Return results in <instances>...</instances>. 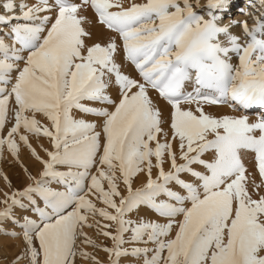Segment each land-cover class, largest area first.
<instances>
[{
	"label": "snow or ice",
	"instance_id": "obj_1",
	"mask_svg": "<svg viewBox=\"0 0 264 264\" xmlns=\"http://www.w3.org/2000/svg\"><path fill=\"white\" fill-rule=\"evenodd\" d=\"M230 3L208 0L197 11L199 0L127 6L124 0H0V133L14 113L6 137L0 135V158L5 145L19 158L21 128L47 137L52 148L44 159L19 135L42 170L39 178L29 174L32 183L22 191L5 193L0 225L10 222L19 231L0 228V234L23 244L12 264H77V258L99 264L78 244L100 247L84 231L94 227L113 242L102 248L109 264L122 257L141 264H264V195L249 192V185L257 194L264 187V114L251 122L247 114L264 110V0L246 13L252 27L221 23L217 13ZM88 7L112 34L103 44L87 43L91 21L81 12ZM121 52L140 79L122 70ZM113 88L118 99L109 94ZM150 89L170 106L168 120ZM204 105L245 114L216 117ZM74 110L100 123L75 118ZM206 153L210 160L202 158ZM248 153L261 184L244 163ZM141 174L146 182L134 189ZM141 211L165 222L128 218ZM90 217L108 223H89Z\"/></svg>",
	"mask_w": 264,
	"mask_h": 264
},
{
	"label": "rangeland",
	"instance_id": "obj_2",
	"mask_svg": "<svg viewBox=\"0 0 264 264\" xmlns=\"http://www.w3.org/2000/svg\"><path fill=\"white\" fill-rule=\"evenodd\" d=\"M243 1L244 0H239L240 4L238 3L237 5L233 6L235 8L233 9L232 13H229V16L233 15L235 13L234 10H236L238 8V6L244 5ZM28 2L31 4V3H34L35 0H28ZM75 2L79 3L80 0H75ZM200 8H201V6H200ZM202 9H204V8H202ZM196 10L201 11L200 9H196ZM227 15L228 14L223 15V19H222L223 22H226ZM233 19H234V17H233ZM85 103L88 104V106L92 105V104H89L88 102H85ZM92 106L98 107L99 105L94 104ZM206 106H209V105H204L203 107L205 108ZM221 106L226 107L227 105H221ZM10 107H15L14 103H12L10 105ZM183 107H185V108L191 107L193 110L195 109V105H192V106L186 105ZM250 110H253V109H250ZM170 111H171V109L168 112L166 120L169 119ZM234 112H235V114H239L238 111H234ZM255 112L256 111H251L249 114L253 115ZM27 115L31 118L32 114L28 113ZM43 117L44 116L42 114H36V116H35V118L40 122V124L42 126L46 125L45 127H50V122L46 121L47 120L46 117H44V118ZM48 122H49V124H48ZM13 123H14V113L10 112L9 113V122L6 125V128L3 131V133H0V135H3L6 137L7 131L12 126ZM19 135L27 136L28 140H29V144L31 145V149H34L38 155H40L44 159H47L45 150H49V151L52 150L50 140L47 137H44L43 135L36 136L34 134L26 132L23 128H21ZM19 135H17L15 137L16 143L19 145V149H20L19 158L17 159V157L13 156L10 153V151L7 149L6 145L4 146L2 158H0V210H3L5 207V205L3 204V200L5 199V193L11 195L12 192L22 191L24 189V187H26L29 183H32V181H30L28 179L29 174L39 178V173L42 170V165L32 155L30 148L28 146L24 145L22 141H20ZM202 158L205 160H210L211 154L206 153ZM244 163H245L246 167L248 168L249 172L252 173L253 178H254V176H256V177L259 176L257 173H255V172H257L258 168L254 162L253 154H251V153L246 154L245 159H244ZM25 169L27 171H25ZM193 169L197 170V171H203V169L199 165H193ZM254 174H257V175H254ZM4 177H7V180H5ZM181 178L186 180V181L191 180L190 182H192L194 180V178L190 179L191 176H189L188 174H181ZM9 181L11 182V187L8 186ZM255 183H256V181H255ZM135 185H136V187H135ZM135 185L133 184L134 189H136L138 187L137 184H135ZM53 186L55 187V185H53ZM174 186H175V188L177 187L176 189L179 188L175 184H174ZM105 187H107L106 183H105ZM138 188H140V187H138ZM120 191H121L122 195L127 194L126 189L122 184L120 185ZM179 191L181 192V194H183L182 189L179 188ZM179 191H177V192H179ZM249 192L253 194V198H258V195H264V193H262L260 191V189L258 190V194L256 192H253V187L251 185H249ZM89 198L93 199V201L96 202L94 200V197L90 196ZM161 199H163V197ZM117 201H118V198H117ZM96 203H97L98 207H104L102 204H100L98 202H96ZM14 211H15L17 216L22 215L21 210L14 209ZM109 211H111V210H109ZM155 217H156V215H155ZM33 218H35V217H33ZM128 218L136 220L137 218L139 219L140 217H137L136 213H134V215L132 213L129 215ZM96 220H99L101 224L108 223L107 221H103L102 218H99V217H96L95 220L90 217L89 223L95 224ZM159 220H162L164 222V220L162 218H159ZM0 228L7 229V230L19 231L18 228L13 229L10 222H7L3 225H0ZM84 231L87 233L88 237H90L92 240H94L97 243V245H99L100 247L92 248L88 245L83 244L81 241H78V244H80V246L83 248V251L88 252L91 254V256L95 257V260L98 261L99 264H109L108 254L105 253L102 250V248L105 246L111 247L113 242L110 239L104 237L96 227H94L92 229L85 228ZM112 231L114 234L115 227H113ZM126 238H127V235H126ZM133 246L141 247L142 245H125V247H133ZM148 247H153V246L148 245ZM22 248H23V244L20 240L12 239V238L7 237L3 234H0V264H12V261L14 260L15 256L19 252H21ZM77 264H94V262L92 259L77 258ZM121 264H141V261H138L135 257H122L121 258Z\"/></svg>",
	"mask_w": 264,
	"mask_h": 264
},
{
	"label": "bare ground",
	"instance_id": "obj_3",
	"mask_svg": "<svg viewBox=\"0 0 264 264\" xmlns=\"http://www.w3.org/2000/svg\"><path fill=\"white\" fill-rule=\"evenodd\" d=\"M132 2L142 3V2H144V0H124V3H125L126 6L128 4H130V3H132ZM193 2L195 3V0H193ZM207 2H208V0H199L200 6H201L200 10H202V8H205V6L207 5ZM238 3H239V0H231L229 10L226 13H217L218 15H221L222 17H223V15L228 14L226 22L221 21V23L222 24H229L232 21H237V22L247 21L248 24H249V27H252L253 26V20L248 15H246V13L255 11L256 9H254L253 7H250V5L256 4L258 6L259 5V0H244L243 1L244 5L243 6L242 5L238 6V8L236 10H234L235 13L233 15L229 16V13H232L233 9L235 8L233 6L237 5ZM259 11L264 12V8H260ZM81 14L86 16L88 18V20L91 21V23H86L85 24V28L91 33V39L87 40V43L88 44H93L95 42H100L102 44L105 43L108 40V37L111 36L112 34L109 33L102 26H100L99 24L96 23V17L94 15L93 10L90 9V7H88L86 9H82ZM233 17H234V19H233ZM231 31L233 32V34L241 35L242 29L239 26H233L231 28ZM118 43H119V40H118ZM117 59L122 64V70L126 74H129L133 78L140 79L138 73L134 69V66H132L130 63H127L126 61L123 60V53L122 52L118 55ZM188 90H191V88L189 87ZM149 92H150V95L154 98V100L158 101L159 106L163 110L164 118L166 120V117H167L168 112L170 110V106H168L166 104V102L160 100L159 97H158V93H156L154 90L150 89ZM109 94L112 95L113 98H117L118 99V93H117L116 89H114V88L110 89ZM92 105H94V104H92ZM92 105H89V106H92ZM204 110H205V112L210 113V114H212V115H214L216 117H221L223 115L240 116L242 114H245V113H242L240 111H238L239 114H235V112L230 107H228V106L223 107L221 105H219V106L218 105H209V106H206L204 108ZM251 111H256V112L253 115H250L249 113ZM247 114L249 115V119H250V122H251V121L256 120L258 115L264 114V110H260V109L248 110ZM73 115H74L75 118L85 119L88 122H93V123H97V124L100 123V120L98 118L90 116V115H86V114H83V113H80V112H77L75 110H74ZM46 121H48V120H46ZM48 124H49V122H48ZM163 128H164L165 131L168 132V136H169V139H170L171 138V129L169 127V124H167V123L164 124ZM161 140L163 142V136H161ZM153 163H155V158H153ZM177 163L178 164L183 163V161L179 159V153H177ZM164 168H165V171H169L170 170V164L166 162L165 165H164ZM255 173L258 174V169H257V172H255ZM257 174H254V175H257ZM157 175H158V169L153 168V179H155ZM190 179H193V177H191ZM254 179H255L257 184H261L262 183L261 178L259 176L258 177L254 176ZM136 182L134 183V185L137 184L138 187H141L143 185V183L146 182V177L143 174H141L140 178L138 180H136ZM192 182H194V180ZM135 187H136V185H135ZM170 187H172V189L175 190V191H179V188L176 189L177 187L175 188L174 184L170 185ZM260 191L262 193H264V187H262L260 189ZM133 215H134V213H133ZM139 217L140 218L141 217L142 218H146V219H155V220H158V222H162L163 223L162 220H159L158 217L156 218L155 214H153L151 212L141 211Z\"/></svg>",
	"mask_w": 264,
	"mask_h": 264
}]
</instances>
